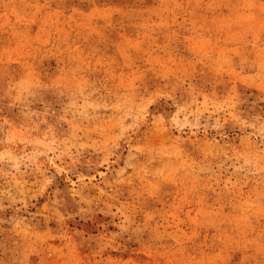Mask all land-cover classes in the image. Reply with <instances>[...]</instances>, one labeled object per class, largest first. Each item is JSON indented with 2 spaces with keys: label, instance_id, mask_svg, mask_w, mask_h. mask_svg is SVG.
Instances as JSON below:
<instances>
[{
  "label": "rangeland",
  "instance_id": "rangeland-1",
  "mask_svg": "<svg viewBox=\"0 0 264 264\" xmlns=\"http://www.w3.org/2000/svg\"><path fill=\"white\" fill-rule=\"evenodd\" d=\"M0 264H264V0H0Z\"/></svg>",
  "mask_w": 264,
  "mask_h": 264
}]
</instances>
